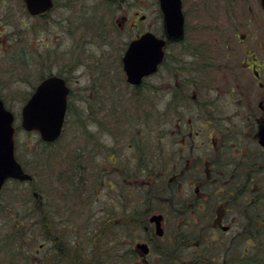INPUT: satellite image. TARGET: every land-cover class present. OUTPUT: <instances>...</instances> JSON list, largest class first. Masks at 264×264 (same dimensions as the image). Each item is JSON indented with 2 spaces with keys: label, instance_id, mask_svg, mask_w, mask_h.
Returning a JSON list of instances; mask_svg holds the SVG:
<instances>
[{
  "label": "flooded vegetation",
  "instance_id": "flooded-vegetation-1",
  "mask_svg": "<svg viewBox=\"0 0 264 264\" xmlns=\"http://www.w3.org/2000/svg\"><path fill=\"white\" fill-rule=\"evenodd\" d=\"M189 3L206 27L198 26L187 42L186 66L167 57L169 47L184 43L185 24L181 39L165 40L155 73L132 84L120 65L134 100L154 99L161 89L156 128L139 130L123 147L113 129L126 127V120L112 113L102 120L97 112L92 126L101 138L78 146L74 168L65 173L67 187L84 197L92 222L100 219L104 229L106 240L96 239L91 264H264V9L260 0ZM166 61L165 68H189L187 82H149ZM198 68L208 69L202 81ZM94 79L91 99L104 102L99 73ZM146 132H153L147 140L154 149ZM92 162L105 171L95 172ZM48 223L50 242L58 236ZM74 236L67 239L76 249ZM66 246L62 237L55 248L65 255Z\"/></svg>",
  "mask_w": 264,
  "mask_h": 264
},
{
  "label": "rangeland",
  "instance_id": "rangeland-1",
  "mask_svg": "<svg viewBox=\"0 0 264 264\" xmlns=\"http://www.w3.org/2000/svg\"><path fill=\"white\" fill-rule=\"evenodd\" d=\"M185 1L186 39L178 48L169 47L167 57L168 61L176 58L177 64L186 66L187 42L191 41L198 26H206L203 19L199 22L195 20L196 14L190 0ZM122 16H126V19L123 20ZM161 25L158 0H54L53 7L39 15H31L22 0H0V96L15 116L16 156L24 170L32 174L30 182L7 181L0 194V237L8 232L12 222L23 218L25 222L23 234L17 233L25 240L24 247L16 250L17 247L10 246L8 249L0 243L3 250L8 249L12 253L18 251L17 264H25L20 259V253L26 250L32 262L45 260L46 264H91L96 239L106 240L100 219L99 226L92 222L90 204L83 206L84 197L76 196L75 190L67 187L71 178L65 173L68 168H74L73 156L78 146H91L95 139L101 138L102 133L92 126V116L97 117V112L102 120L104 117L101 116L107 113L126 120V127L113 129L117 140L121 141L118 144L123 147L126 143L122 141L128 140L131 135H139V130L156 128L155 108L163 105L161 89L154 99L134 100L132 92L126 89L120 65L122 53L132 37L146 30L160 35ZM168 61L159 68L156 76L148 78L149 82L163 81L159 87H170L175 81L187 82L189 68H165ZM18 68H26L28 73L18 75ZM198 70L199 80L202 81L208 69ZM42 72H46V76L49 73L64 76L71 89L63 131L57 140L47 146L37 132L26 131L20 125L24 98L29 96ZM96 73H99L98 84L105 93L106 101L101 103L91 99ZM165 112L170 110L166 109ZM146 137L151 141L153 132H146ZM104 139L108 141L109 137L105 136ZM148 140L147 146L154 149L155 143H148ZM92 163L95 172L101 170H97L99 165ZM91 170L93 167L89 165L87 172ZM102 171L105 170L102 169L99 174ZM180 188H184V185ZM33 189L37 191L36 196L32 193ZM102 197L100 195L98 198L102 200ZM36 204L40 207L37 211ZM168 216V229L173 234L174 217ZM46 218L49 219L47 226L50 234L58 236L50 242ZM95 228L98 230L94 233ZM57 230L63 234L57 233ZM74 235L77 236L76 249L70 247L67 239ZM62 237L64 244H67L65 255L55 248ZM55 250L57 255L54 254ZM70 255H73V260L69 258ZM6 261L7 257L1 252L0 264H6Z\"/></svg>",
  "mask_w": 264,
  "mask_h": 264
},
{
  "label": "water",
  "instance_id": "water-1",
  "mask_svg": "<svg viewBox=\"0 0 264 264\" xmlns=\"http://www.w3.org/2000/svg\"><path fill=\"white\" fill-rule=\"evenodd\" d=\"M32 15L45 12L53 0H22ZM162 13L164 37L145 31L131 40L122 56L128 82L137 84L142 77L157 70L165 40H178L184 34L181 0H158ZM264 9V0H260ZM69 86L64 77L51 74L42 78L21 107L20 125L27 131L37 130L44 141H53L61 133L65 119ZM14 114L0 97V191L8 178L30 180L14 155ZM37 195V192H34ZM157 232L162 231L157 223Z\"/></svg>",
  "mask_w": 264,
  "mask_h": 264
},
{
  "label": "trees",
  "instance_id": "trees-1",
  "mask_svg": "<svg viewBox=\"0 0 264 264\" xmlns=\"http://www.w3.org/2000/svg\"><path fill=\"white\" fill-rule=\"evenodd\" d=\"M108 2H112L111 0H107ZM26 68H18L17 70V74L20 75V74H24L26 75L28 72L25 71ZM50 74V73H49ZM46 76V72H42L40 74V77H39V80L42 79L43 77ZM35 86V85H34ZM33 86V88H34ZM28 96H26L24 98V101L27 99ZM3 99V97H2ZM4 100V99H3ZM23 101V102H24ZM5 102V100H4ZM89 106V102L87 104V107ZM89 108V107H88ZM67 111H68V106H67ZM40 140L46 144L47 146V143L45 141H43L41 138ZM9 181H11V183H17L19 181L15 180V179H10ZM20 183V182H19ZM3 190V189H2ZM34 190V189H33ZM37 207H35V210L37 211L40 207L38 204H36ZM34 210V209H33ZM43 215V213H42ZM44 218V215L42 216ZM23 218V217H22ZM25 222H24V218L22 220L20 219H17L16 222H12L11 224H9V230H7L8 232L3 236L1 235L2 237H0V243L2 245H4V247H7L8 249L11 248L10 246H14V247H17L16 250H18L19 248L21 247H24L25 245V240H23V238H21L20 236L18 237L17 236V233L18 234H23L24 231H22V226H24ZM11 234V235H10ZM29 238V235L27 236V241L26 243L28 242V239ZM8 249L6 250H3L1 247H0V253L2 252L4 257H7L8 261H6V264H17L19 263V260H18V251H14L13 253L11 251H7ZM13 251V250H12ZM22 254L20 256V259L22 261L25 262V264H46V261L43 260V261H40L38 262L37 260H34L33 262L30 260L29 258V255H28V250H26L24 253H20Z\"/></svg>",
  "mask_w": 264,
  "mask_h": 264
}]
</instances>
